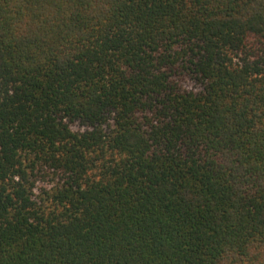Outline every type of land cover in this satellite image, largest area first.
Wrapping results in <instances>:
<instances>
[{
    "label": "trees",
    "instance_id": "obj_1",
    "mask_svg": "<svg viewBox=\"0 0 264 264\" xmlns=\"http://www.w3.org/2000/svg\"><path fill=\"white\" fill-rule=\"evenodd\" d=\"M0 264H264V0H0Z\"/></svg>",
    "mask_w": 264,
    "mask_h": 264
}]
</instances>
